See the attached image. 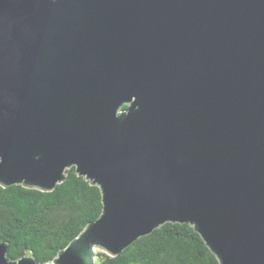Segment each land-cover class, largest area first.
I'll return each mask as SVG.
<instances>
[{"label": "water", "instance_id": "obj_1", "mask_svg": "<svg viewBox=\"0 0 264 264\" xmlns=\"http://www.w3.org/2000/svg\"><path fill=\"white\" fill-rule=\"evenodd\" d=\"M71 166L98 218L0 264H96L167 222L264 264V0H0V185Z\"/></svg>", "mask_w": 264, "mask_h": 264}, {"label": "trees", "instance_id": "obj_2", "mask_svg": "<svg viewBox=\"0 0 264 264\" xmlns=\"http://www.w3.org/2000/svg\"><path fill=\"white\" fill-rule=\"evenodd\" d=\"M101 210L99 187L78 175L74 166L50 191L0 185V243L7 244L9 259L28 255L50 262ZM96 255V264H219L188 223H164L115 256L103 250Z\"/></svg>", "mask_w": 264, "mask_h": 264}, {"label": "rangeland", "instance_id": "obj_3", "mask_svg": "<svg viewBox=\"0 0 264 264\" xmlns=\"http://www.w3.org/2000/svg\"><path fill=\"white\" fill-rule=\"evenodd\" d=\"M98 250H102L101 248H96V251H98Z\"/></svg>", "mask_w": 264, "mask_h": 264}]
</instances>
